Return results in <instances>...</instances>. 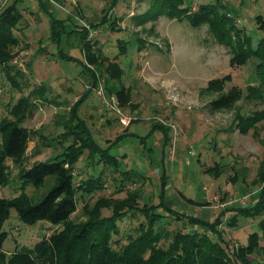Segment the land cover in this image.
I'll list each match as a JSON object with an SVG mask.
<instances>
[{
	"label": "rangeland",
	"instance_id": "rangeland-1",
	"mask_svg": "<svg viewBox=\"0 0 264 264\" xmlns=\"http://www.w3.org/2000/svg\"><path fill=\"white\" fill-rule=\"evenodd\" d=\"M215 1L184 0V5L196 9L202 3ZM219 1L235 25L249 33L255 45L261 31L254 17L264 15V0ZM153 2L44 0V10L37 0H26L19 6L22 17L13 29L19 43L11 48L10 61L0 64V120L10 117V106L38 85H45L41 93L48 101L39 104L22 123L33 132L21 166L12 159L6 160L8 180L0 185V197L10 198L22 190L18 177L20 167L60 154L71 142V136L65 139L60 136L62 122L76 98L89 90L78 107V114L95 140L103 147L111 145L109 152L122 161L120 170L113 173L112 167L101 163L93 165L86 151L83 152L73 168L75 183L97 175L103 168V186L90 194L79 195L71 218L85 219V210L90 209L98 197L106 201V205H99V214L108 216L114 203L129 198L126 197L128 191H136V205H154L160 199L163 174L169 192L183 200L189 197L201 202L190 206L186 215L197 214L198 207L212 216L224 211L217 225L223 237L221 243L230 252H238L249 233L259 232V218L233 209L251 205L264 193V117L244 133L236 125L238 114L246 116L264 109V99L244 96L246 86L256 83L255 59L231 65L229 48L215 38L206 23L193 26L186 18L157 14ZM9 3L10 0H0V11ZM52 18L63 20L57 27L61 31L58 37L52 34ZM83 27L100 60L89 65L94 68L95 82L80 62L59 56L61 50L66 54L72 50L85 62L77 35ZM108 61L116 62L121 68L118 80L107 71ZM8 66L11 73H16L14 84L5 73L4 68ZM226 75L223 91L235 85L243 93L233 106L213 108L211 101L220 92L208 88V83ZM104 83L128 90L130 103L120 106L122 113L135 117L128 125L120 123L115 111H107L103 95L107 98L114 95L115 100L117 97L106 92ZM100 88L103 95L97 93ZM108 101L112 102L111 98ZM89 105H97L99 111L91 110ZM156 122L169 128L166 139L162 130L155 129ZM123 133L126 135L117 138ZM171 147L172 154L168 152ZM122 170L129 171L133 180L120 185ZM24 191L34 192L31 185ZM228 214L236 217L235 225H227L231 217ZM173 216H165L162 225L189 228V223L172 219ZM141 221L144 216L135 210L117 220V224L123 233ZM61 227L46 219L25 223L18 218L15 209L10 208L1 226L5 233L1 249L8 256L22 247L31 248L39 239ZM167 242V238L163 239L160 245L165 246ZM242 252L247 264H264L261 249ZM0 264H5L3 259Z\"/></svg>",
	"mask_w": 264,
	"mask_h": 264
},
{
	"label": "trees",
	"instance_id": "trees-1",
	"mask_svg": "<svg viewBox=\"0 0 264 264\" xmlns=\"http://www.w3.org/2000/svg\"><path fill=\"white\" fill-rule=\"evenodd\" d=\"M25 1L10 0V3L0 11V64L10 61L11 48L19 43L13 29L22 17L19 6ZM37 1L40 8L45 10L44 0ZM153 5L156 6L157 14L177 19L186 18L193 26L206 23L215 38L229 48L231 65H242L249 58H254L253 70L256 83L246 86L247 93L244 96L264 99V15L258 14L254 17L261 36L253 45L249 33L235 25L230 13L219 0L214 3H202L196 9L184 5V0H154ZM62 22V19L52 18L53 36H59L61 31L57 27ZM77 35L84 50L85 62L62 50L59 56L80 62L90 73L92 82H95L94 68L89 65L99 63L100 60L96 58L92 49L93 43L87 38V30L83 27ZM106 69L114 79L120 78L122 72L116 62L108 61ZM4 70L11 83H16V73L10 72L11 66ZM227 78L226 75L220 80H212L208 83V88L220 92L219 96L211 101L213 108L231 107L243 93L241 88L235 85L223 91V80ZM44 86L38 85L27 95L19 97L9 108L10 117L0 120V185H5L8 180L6 160L12 159L20 166L23 162L33 131L22 123L34 113L39 104L48 101L41 93L45 90ZM104 86L106 92L116 95L119 106L130 103V95L126 88H116L105 83ZM88 91L86 90L74 101L68 109L66 119L62 122L63 131L60 136L63 139L71 136V142L60 154L20 167L18 177L22 190L10 198L0 197V259H3L5 264H247L242 251L251 252L257 247L264 254L263 192L251 205L233 209L245 216L258 217L259 232L253 231L248 234L246 243L239 247L241 252H230L227 246L221 243L223 237L217 228L224 211L220 212L213 221L204 222L197 217L167 207L163 203L165 186L163 174L158 203L138 206L134 202L137 198L136 191H128L126 197L129 198L119 204L114 203L108 216L99 214V205H106V201L103 197H98L94 205L85 210V219L73 220L71 215L76 210L79 195L84 192L90 194L103 186V168L97 175H89L80 183H75L73 168L83 152L86 151V157L93 165L101 163L103 166L112 167L113 173L120 170L122 161L109 152L111 145L103 147L95 140L91 130L78 114V107ZM263 117L264 109L246 116L238 114L236 125L239 131L244 133ZM154 124L155 129L163 131L166 139L169 128L158 122ZM124 135L126 133L117 138L120 139ZM215 172L217 174L218 171ZM120 173L122 175L119 179L120 185L125 181L133 180L129 171L122 170ZM28 185L32 186L33 193L24 191ZM10 208H14L18 218L25 223L46 219L51 223L61 224L62 227L39 239L31 248L22 247L6 256L1 249L5 235L1 226ZM135 210L144 216V221L132 226L130 231L121 233L117 220ZM167 215H174L172 219L189 223V228L183 230L163 226L162 220ZM235 219L236 217L232 215L227 225H235ZM195 225L201 229L193 228ZM166 238L167 244L160 245V242Z\"/></svg>",
	"mask_w": 264,
	"mask_h": 264
},
{
	"label": "crops",
	"instance_id": "crops-1",
	"mask_svg": "<svg viewBox=\"0 0 264 264\" xmlns=\"http://www.w3.org/2000/svg\"><path fill=\"white\" fill-rule=\"evenodd\" d=\"M67 54L71 55L73 57L79 58L78 56H76V54H74V52L72 50L67 52ZM67 88H69V87H67ZM69 90H70V88H69ZM89 107L91 110H94V111L98 110L99 111V107L97 105H89ZM163 203L167 207H169V208H171V209H173L179 213H184L186 215V211L188 210V212H189L190 206H193L194 204H200L201 202L195 201L192 198L190 199L189 197H186L185 200H183L178 195H176L172 192H169L168 191V185H165L164 186V193H163ZM196 207H198V206H196ZM198 208H199V211L197 212V214L192 215V214H189L187 212L189 214L188 216L197 217L204 222H209V221L213 220V217L215 219L216 216L219 214V213L218 214L216 213L214 216H212L211 213H208V215H207L206 214L207 210H205L204 208L202 209V207H198ZM228 216H231V215L228 214ZM193 228L201 229L200 227H197L196 225L193 226Z\"/></svg>",
	"mask_w": 264,
	"mask_h": 264
},
{
	"label": "built area",
	"instance_id": "built-area-1",
	"mask_svg": "<svg viewBox=\"0 0 264 264\" xmlns=\"http://www.w3.org/2000/svg\"><path fill=\"white\" fill-rule=\"evenodd\" d=\"M97 93L98 94H102V90L101 88L100 89H97ZM103 95V94H102ZM114 96V95H113ZM112 95L110 97H105L103 95V101H104V104H105V107L107 109V111L110 113L111 111H115L118 115H119V121L120 123L123 125V126H126L128 125V123L135 117L129 115V114H125V113H122L121 110H120V106L118 104V100H115V96L113 97ZM106 98V99H105ZM109 98H111L112 102H109ZM170 126V125H169ZM172 126V125H171ZM173 148H169L168 152L172 154L173 152Z\"/></svg>",
	"mask_w": 264,
	"mask_h": 264
}]
</instances>
